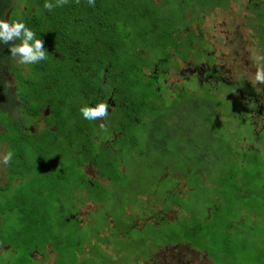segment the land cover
Returning a JSON list of instances; mask_svg holds the SVG:
<instances>
[{"label": "rangeland", "instance_id": "obj_1", "mask_svg": "<svg viewBox=\"0 0 264 264\" xmlns=\"http://www.w3.org/2000/svg\"><path fill=\"white\" fill-rule=\"evenodd\" d=\"M155 2H158L156 6H148V12L153 14L152 19L154 20L152 22L141 20L139 27L130 32L131 36L126 29L133 25L138 26V22L133 21L131 23L133 25L128 23L124 28L126 40L122 42L121 49L114 51L105 61V66H110L112 81H115L119 72L117 68L121 69L120 65L125 67L131 78V85H133L134 93H131V96H133L134 102H141L145 99V103L134 105L131 108L132 111L139 110L144 115L148 112L147 108L151 107L157 112L144 117L143 127L139 133H137V125L123 126L125 124L122 125L119 122V114L110 116V119L107 118L109 122L115 123L113 132L131 131V134H128L129 137H133L137 143L139 141L140 147H135L128 155L131 156V160L125 165L126 178L124 174H122L124 178L121 179L117 178L114 173H109L110 169L107 165L102 166L103 170L99 171L100 177L104 175L110 179L113 176L116 177L115 183L109 189L106 188L109 192L101 196L104 201L102 204L107 207L102 212L108 214L116 226V229L110 233V239H113L118 231L131 225V221L125 216L120 218L121 214L124 215L125 209L123 210L122 202L117 200H122L127 206L134 208L132 209L134 213L142 212L141 205H144L147 208L144 211L147 216L153 214V210L149 206L155 202L160 203L162 212L178 207L181 209V213L172 223L163 222L157 227L147 226L145 230L149 232L145 244L142 243V237L138 238L140 237L139 232L126 231L128 232L125 236L126 240L137 239L134 245H128L121 251L120 244H101L102 248L97 243L90 241L96 240L95 225L88 220L92 204L85 203L81 211L77 209V201L81 199L82 190L79 186H83V184L79 182L78 173L80 171L74 170L76 165L74 164L71 168L72 162H75V157H73L75 150L71 146L61 144L62 140L45 142V134L41 132L30 137L29 143L23 145L25 159L32 173L31 179L18 183L15 181L11 185L5 171L6 165L0 163V264H137L138 261V264H145V260L147 264H153L149 263L147 258L156 251V248L158 251L155 252L154 264H186L191 260H193L192 264H257L255 256L258 254V249L264 250V217L263 222L257 224L251 220L253 219L252 215L242 214L243 208L255 207V201L253 200V203L250 204L240 200L241 195L236 197L232 195L231 190L223 187L226 181L222 176L225 177V173H240L245 176L237 164L230 166L227 162L222 165L219 161V156L224 160L228 158V154L220 149L223 140L236 151L237 144H232L235 132L227 131L224 127L225 133L220 132L215 136L216 132L211 128L212 123L199 120L193 126L187 124V127L182 126L185 127V131H188L190 127L193 132V136H190L191 147L187 150L188 152L185 147L187 141L181 140V137L175 136L177 135L175 133L171 135L173 143L168 140L165 146L152 148L149 144L156 142L153 140L158 141L173 128L178 120L179 110L177 105L161 100L155 93L152 94L153 90L150 86L155 87V83L143 75L144 70L150 72L149 67L152 64L158 63V68L161 71L168 70L173 66L169 58L171 56L170 49L179 38H182V47L186 46V37L193 40L192 34H186L184 30L189 28L193 22H198L201 25V14L205 16V21L202 28L199 29V33H210V29L215 26L217 34H232L235 42L232 39L225 42L228 45L226 51L231 54L232 48L238 43L241 47V75L248 72L245 63L247 55L244 50L248 49L247 36H250L248 34L250 29L248 13L244 14V10L240 6L235 8L231 4L230 11L237 15L234 19L235 24L238 22L237 24L240 25V39L236 40V34L232 33L231 23L234 22L232 17L227 12L224 15L219 12L213 14L211 10L217 5L227 4L228 0H155ZM21 9H23L22 6ZM148 27L150 30H143ZM140 30L146 33L143 38L140 36ZM120 36L117 37L120 38ZM249 40L252 44L251 39ZM137 51L143 53L138 55ZM175 54L174 52L173 55ZM250 56L253 58L252 51L249 52V58ZM119 57L124 60L118 59ZM14 63L22 66L17 61ZM30 66L26 65L25 69L31 70L33 66ZM93 73L95 70L92 69L91 80L94 78ZM139 73L143 77H140ZM242 77V80L246 82L250 80L249 75H242ZM149 84L151 85L148 86ZM146 89L149 91L147 92ZM221 89L222 93H226L224 87ZM191 90L199 91L197 88ZM104 92L107 97H113L110 89L107 88ZM181 93L182 96H191V91L188 88H185ZM197 96L200 97L199 92H197ZM120 100H117L120 106H116V113L121 114L120 111L127 108L124 104L127 103V98ZM182 101L185 102L189 112V124L196 122L194 120L197 114L192 113L191 108L187 106L190 103V98L185 97ZM199 101L202 102L200 99ZM202 113L201 115L206 114ZM28 122L29 120L26 123ZM43 125L47 127L49 123L44 122ZM219 126L220 124L214 128H219ZM123 129L125 130L123 131ZM94 130V133H99L100 138L103 139L104 132L96 128ZM240 133L241 136L247 137L245 129H240ZM1 136L2 134L0 138ZM250 143L252 145L251 140ZM173 144L176 148L172 147ZM258 144L263 151L264 131ZM251 145H248L247 148L250 149ZM65 151H68V156L64 155ZM4 154H6V149L2 144L0 157ZM201 154H205L208 158L206 163H201ZM84 157L91 158L89 154ZM174 159L177 162L186 163L187 168L184 169L182 164L177 166ZM112 160V156L108 158L106 155L102 160L100 159L101 164L107 161L109 164ZM118 163H120L119 157H116L112 164L117 166ZM86 165L87 175L95 177L93 168L89 167L90 164ZM165 170H171V172L163 173ZM253 173H264V169L255 168L252 171L250 184L254 179ZM176 174L178 177H175ZM22 184H25V188L20 187ZM30 186L34 190L29 189ZM229 186L233 189L240 187L239 185L233 187L232 184ZM183 187H186V190ZM16 189L18 192L15 191ZM35 190L38 191L35 193ZM181 193L182 198H179ZM83 197L85 201L90 199V196L85 192ZM141 197L147 200L141 203L140 200L137 202V199H141ZM42 203L44 210H48L44 216L48 222L52 223L47 228L40 227V223L37 222L39 219L38 210L34 208ZM59 208L61 209L59 210ZM178 209L173 210L174 212L170 211L169 216L172 218L166 217V219L171 221ZM126 211L127 214L132 213L129 209ZM79 212H81L80 222L82 225L78 221V216L75 219L73 217ZM194 218L199 220L198 223L202 220H210L213 224L206 233L207 240L204 244L192 241L194 238L189 229L192 228L191 224ZM165 225L172 226L173 230L165 231ZM73 245L76 246L75 249L67 250ZM187 248L193 253L188 252ZM50 252H60L61 255L59 258L56 257L57 255H52V260L48 256ZM121 252L124 254L123 256H119ZM115 255H117L116 259H114ZM261 259L264 263V255Z\"/></svg>", "mask_w": 264, "mask_h": 264}, {"label": "trees", "instance_id": "obj_2", "mask_svg": "<svg viewBox=\"0 0 264 264\" xmlns=\"http://www.w3.org/2000/svg\"><path fill=\"white\" fill-rule=\"evenodd\" d=\"M50 2L56 4V0H50ZM44 4L45 0H0V19H5L9 22L23 20L28 27L36 32L37 38L43 41V47L47 53L46 60L38 64H32L33 68L27 71L25 69L26 65L19 66L14 63L16 59L9 53L11 43H0V135L2 134L0 146L2 144L5 145L6 153L10 150L14 152L13 160L5 166V171L11 185L20 179L22 182L28 181L29 178L31 179L32 173L25 159L23 145L29 143L30 139L36 135L34 133L44 132L45 142L62 140L61 144L71 146L75 150L73 155L75 162H72L71 168L74 164L76 165L74 170L80 171L78 173L79 182L83 184V186H79L82 190L80 193L81 199L77 201V207L87 202H91L98 207L96 210L98 224H95L96 235H98L100 228L105 225L102 221L100 222V217L105 215L102 210L107 208L102 204L104 201L101 199V196L109 192L107 189L115 183L116 177L124 178L125 173L121 171V167L125 168L126 163L131 160V156H128L129 153L135 147H140V142L138 141L137 143L133 137H129L128 134H131V131L125 132V129H123L124 133H120L121 135L113 132L112 130L115 128L114 122L111 124L113 128L108 126L104 128L101 127V122L98 118L95 121L85 120L80 113V108L85 105L94 107L97 103L103 102L108 97L112 101L127 98V103H124L127 106L126 110H121L120 116L118 115L119 112L115 115L119 116V122L122 125L125 124L123 125L125 127L137 125V133L143 127L144 117L147 114H156L155 112L157 111L151 107L147 108L148 112L144 115L139 110L132 111L131 108L134 105L145 103V99L137 103L132 100L133 96H131V93H134L132 89L133 85H131V78L123 65H120L121 69L117 68L119 72L115 81L110 79V66H105V61L110 58V55L114 51L120 50L122 42L126 40L124 38V28L127 27L128 23L131 24L133 21L138 22V26L131 24L133 26L126 29L129 32V36H131L130 32L134 28L139 27L141 20L149 22L154 20L152 19L153 14L148 12V6H156V3L155 0H95L94 4L90 5L88 0H66V3L53 7L50 11L44 7ZM21 6L23 9H21ZM12 14H14V17H12ZM143 30L148 31L150 27ZM118 35H121L120 38L117 37ZM145 35L146 33L140 30V36L143 38ZM179 39L182 41V38ZM16 43H19V41H16ZM172 48H174L176 54L173 55L171 53L169 58L175 56L181 58L183 52L184 54L188 52L185 46L182 47L178 40ZM141 53L143 52H138V55ZM193 57L196 58L194 60L196 64L203 59V55L195 54ZM118 59L123 58L119 57ZM92 69L95 70V73H93L94 78L91 80ZM139 75L143 77L142 74L139 73ZM107 88L111 90L113 97L106 96L104 90ZM150 88L153 90L152 94H156L155 87L151 85ZM193 88H197L199 91H192L190 103L187 104L188 108H191V112L194 111V114H197V118L195 116L194 120L196 122H193L192 126L199 120H202L205 123H212L213 126L211 128L216 132L214 133L215 136L220 132L224 134V127L227 131L231 130L235 132L232 144H237L236 151L223 140L220 149L222 152L228 154V158L224 160L219 156V161L222 165L227 162H229L228 165L230 166L237 164L245 176L240 173H225V177L222 176L226 181L223 187L231 190L232 195L236 197L241 195L240 200H244L250 204L254 200L256 206L247 209L243 208L242 214L247 213L249 216L252 215L253 219L251 220L257 224H261L264 217V173H253L254 179L251 184L250 179L252 171L255 168L264 169V148L262 151L261 146L258 144L264 131V113L259 121H254L256 114L253 115L252 112L250 115V112L255 106L252 105L253 103L250 104L248 102L251 98L242 99L241 96L239 97L238 94L234 93V91L242 88V86L224 87L226 93L220 91L217 94L209 92L205 88ZM146 91L148 92L149 90L146 89ZM197 92H199L200 97L197 96ZM205 98L207 99L203 100ZM117 100L115 101L116 106H120ZM173 104L185 106V102L182 100ZM45 110L48 111V116L44 120L49 123V126L44 131L40 129L38 130L39 132H36V129L31 126L36 123V120L43 115V111ZM202 110L205 111L203 112L206 113L205 115L201 112ZM28 120L29 122L26 123ZM219 124V128H214V126H218ZM255 124L262 128H254ZM95 128L104 132L102 134L103 139L100 138L99 133H94ZM240 129L247 131V137L241 136ZM188 132L193 135L192 130L189 129ZM110 133L114 134V136H110ZM168 140L172 141L169 131L158 141L153 140L156 142L150 143L149 146L152 148L165 146ZM248 145H251L250 149L247 148ZM189 148L187 147V150ZM87 154L91 156L90 159L84 157ZM64 155L68 156V151H65ZM105 155L108 158L112 156V162L116 157H119L120 163L117 166L113 165L112 162L108 164V161L101 164L100 159L102 160ZM200 157L202 159L201 163L207 162L208 158L205 154H201ZM174 161L176 164L177 161L175 159ZM89 163L95 165L98 173L100 170H103L102 166L107 165L110 169L109 173H114L116 177L113 176L112 180L106 175L103 177L98 175L107 184L105 182L100 184L96 180L93 181L84 175V173H81L82 167ZM180 164L187 166L184 162H179L177 166ZM229 184H232L233 187L235 185H239L240 187H234L233 189L230 188ZM20 187L25 188V184L20 185ZM30 187L29 189L34 190L33 187ZM15 191L18 192V189ZM37 191L35 190L34 192L36 193ZM84 192L90 196V199L85 201L83 197ZM139 200L141 203L147 199L141 197V199H137V202ZM117 201H121L123 210L125 209L124 215L121 214L120 218L122 216L127 217L126 210L128 209L134 213L132 210L134 208L129 205L127 206L122 200ZM156 204L158 205L155 202L149 208L152 209ZM43 205L42 203L40 206L36 205L34 208L38 210L39 219L37 222L40 223V227L47 228L52 223L48 222L44 216L48 210H44ZM101 205L102 207H99ZM144 209V205H141V211ZM179 213L181 212L177 211L176 217L171 221L160 219L156 223L157 226L163 222L172 223L176 220ZM208 214L210 216L209 210ZM76 215H73V217L75 218ZM198 222L199 220L194 218L191 224L192 228L188 229L193 234V243L202 242L204 244L207 240L206 233L212 228L213 224L210 220ZM98 225L100 227H97ZM165 228L167 229L165 231L173 230L170 225ZM153 231L155 232V230ZM107 237L108 239L103 238L101 235L97 236L96 240L94 239L95 243L98 245L100 243L106 244L107 239L110 245L115 244V242L120 244L117 241L119 238L116 234L113 239H110V235H107ZM142 243L145 244L147 241L143 239ZM73 248L75 249L76 246L73 245L67 250ZM121 249L122 247H120V251ZM263 255L264 250L259 248L258 254L255 256L257 264H264L261 261ZM149 258L148 256L147 259Z\"/></svg>", "mask_w": 264, "mask_h": 264}, {"label": "flooded vegetation", "instance_id": "obj_3", "mask_svg": "<svg viewBox=\"0 0 264 264\" xmlns=\"http://www.w3.org/2000/svg\"><path fill=\"white\" fill-rule=\"evenodd\" d=\"M226 3L227 4L219 5L217 7L212 8L211 9L212 13L216 14V12H219L222 15H224L227 12L230 15V17H232V21H234L235 16L237 15L235 12L233 13L230 11L231 4H233L235 8L240 6V8L244 10V14L248 13V16H247L249 18L248 23L251 25V26L249 25L250 29L248 31V34L250 36L249 37L247 36L248 49L247 50L244 49L246 52L245 54L247 55V57H245V63H246V66L248 67V72H244L242 74L243 76H246V75L250 76V80H247L248 82H246L245 80H242L243 77L240 71L241 70L240 68L241 66V62H240L241 47L240 45L236 43V46L232 48L233 50H232V53L230 54L229 51H226V48L228 47V45L225 42H228L230 39H232L235 42V39L232 34L230 33L217 34L215 26L212 27V29H210V33L209 32L205 34L199 33V29L202 28L203 22L205 21V16L202 14L200 16L202 20L201 25H199L198 22H193L189 26V28H185L184 30L186 34H192L193 36V40H189V38L186 37L187 43H186L185 48L187 49L188 52H185V54L183 52V55L181 58L178 56L171 57L170 61L172 62L173 66L169 68L168 70L161 71L158 68L159 67L158 63L152 64L149 67L151 69L150 72H146L144 70V76L145 77L147 76L150 80L154 81L156 95H159V98L161 100L165 102L167 101L172 104L185 99V97H187V99L190 98V96H185V95L182 96L181 92L185 88L190 89L191 93H192L191 89H193V87H198L202 89L205 88L209 92L211 91L212 93L217 94L218 92L222 91L221 87H234L236 85L242 86V88H239L238 90L234 91V93L238 94L239 97L241 96L242 99L248 98V97L251 98L250 101L248 102L250 104L253 103L252 105H254L255 108L251 109L250 115L252 114V112H253V115L256 114V118H254V121L257 122L259 121V119H261V116H263V113H264V84L257 83L254 78V74L257 71V69L260 67H264V60L260 59L261 57H264V0H242V1L241 0H228V2ZM157 4L158 2L156 3V5ZM237 23L235 24V21L232 22L231 27H233L232 33L236 34V40L237 39L239 40L240 39V32H239L240 25H238ZM249 39H251L252 44ZM178 42L182 44L181 39H179ZM250 51H252L253 58H251V56L249 58ZM174 52H175L174 50H171L170 53H174ZM195 54L203 55V59L197 64L194 61L196 60V58L193 57V55ZM206 99L207 98L203 100H206ZM105 101L109 105V109H108L109 115L106 117V119L104 118H98V119L104 128L107 126L112 128L111 124L113 123V121L109 122L107 118L110 119V116L116 114L117 104L115 103V101H112V99L109 97L106 98L103 102ZM178 110H179L178 120L177 122H175V125H173V128L169 130V134L172 135L175 133L177 134L175 136L181 137V140H186L187 142L185 144V147L187 151V147H191V143H190L191 137L190 136H193V135L190 134L188 131H185V127H182V126L183 125H185L186 127L187 125L192 126V123L189 124L188 122L189 112H188L186 105L178 106ZM192 113H194V111H192ZM47 116H48V111L47 110L43 111V115L40 116L39 119L36 120V123L33 124L31 127L35 128L36 132H39L38 130L40 129H42L43 131L46 130L47 127L44 126L43 123L45 122L44 118ZM119 116H120V113H119ZM254 128L261 129L262 127L260 128L255 124ZM34 134H38V133H34ZM112 135L114 136V134L110 133V136ZM172 147H176V146L173 144ZM89 164H88L89 167H92L95 172V177L91 175L90 176L87 175V173L85 172V168H87V165H84L82 167V173H84V175H86L88 178L92 179L93 181L96 180L100 182V184H103L104 182L105 184H107L106 181H103V179H100V177H98V174H97L98 171L95 168V165H93L92 163H89ZM183 167L184 169L187 168V166H183ZM121 171L123 173H126V170L124 167H121ZM169 172H171V170L163 171V173H169ZM175 177H178V174H176ZM20 180H17L16 183H18ZM183 189L186 190V187H183ZM179 198H182V193L180 194ZM87 203H90V205L92 204V207H90V215H89L90 218L88 220L92 221L94 225L96 223L98 224L97 213H96V210L98 207L91 202H87ZM83 206L84 205H80V207H78L77 209L81 211ZM173 209L177 210L178 207L173 208ZM145 210H147V208H145L142 212L137 211L136 213H130V214L126 213V216H127L126 219H129L131 221V225L122 231H118L119 233L116 234L119 238L117 241L120 242V247H122V249H125V247L128 245H134L137 242V239L126 240L125 237H123V236H126V234L128 233L126 231L132 230L134 232H139L140 237L138 238L142 237L144 240H146L148 237V231L145 230V228L147 226H150V227L157 226L156 223H158L160 219L168 220L166 219V217H171L169 216L170 211H167V212L161 211L160 203H158V205L156 204L155 206H153L152 208L153 214H151L150 216H147L146 213H144ZM178 211L181 212V209H178ZM80 215H81V212H79V214L76 215V217L78 216V221L81 224ZM175 217L176 216H174V218ZM100 219H101L100 222L102 221L103 223H105V225L104 227L100 228V232L98 233V235H96V237L101 235L103 238L108 239L107 235H110L111 231L116 229L115 223L113 222L112 218L108 214H105L104 216L100 217ZM105 219H107V222H105ZM84 224H87V223H84ZM97 227H100V225H98ZM107 239H106L107 241L106 244H110L109 240ZM90 241L95 242L94 239ZM115 244H118V243L115 242ZM99 245L102 247L101 243ZM155 250L158 251L157 248ZM155 252L149 255L150 257L149 263L154 264L156 260ZM188 252L193 253L190 249H188ZM52 255H57L56 257L59 258L61 253L60 252H57V253L50 252L48 256L49 258L53 260ZM122 255L123 253L121 252L119 256H122ZM105 257L106 255L104 256V258ZM116 258L117 256H114V259ZM192 263H193V260L189 261L186 264H192Z\"/></svg>", "mask_w": 264, "mask_h": 264}, {"label": "clouds", "instance_id": "obj_4", "mask_svg": "<svg viewBox=\"0 0 264 264\" xmlns=\"http://www.w3.org/2000/svg\"><path fill=\"white\" fill-rule=\"evenodd\" d=\"M88 2L93 5L95 0H88ZM63 3H66V0H56V4L51 3L50 0H45L44 7L50 11L53 7L60 6ZM16 41H19V43H16ZM0 43H11L9 53L16 59L18 64H38L47 59L43 41L37 38L36 32L28 27L23 20L9 22L8 20L0 19ZM260 59L264 60V57ZM254 78L257 83L264 84V67L257 69ZM108 109L109 105L105 101L97 103L94 107L85 105L80 108V113L85 120L95 121L97 118L107 117L109 115ZM13 156L14 152L8 151L0 157V163L9 164L13 160ZM145 264L147 263L145 262Z\"/></svg>", "mask_w": 264, "mask_h": 264}, {"label": "bare ground", "instance_id": "obj_5", "mask_svg": "<svg viewBox=\"0 0 264 264\" xmlns=\"http://www.w3.org/2000/svg\"><path fill=\"white\" fill-rule=\"evenodd\" d=\"M238 177V176H237ZM18 264H20V263H18Z\"/></svg>", "mask_w": 264, "mask_h": 264}]
</instances>
